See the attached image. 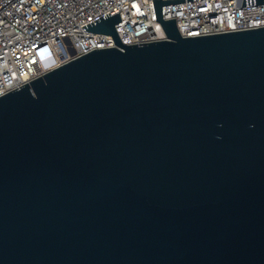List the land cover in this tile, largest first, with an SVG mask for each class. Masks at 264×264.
Returning a JSON list of instances; mask_svg holds the SVG:
<instances>
[{
	"label": "water",
	"instance_id": "1",
	"mask_svg": "<svg viewBox=\"0 0 264 264\" xmlns=\"http://www.w3.org/2000/svg\"><path fill=\"white\" fill-rule=\"evenodd\" d=\"M167 3L166 40L108 14L115 47L0 97V264H264V27L185 38Z\"/></svg>",
	"mask_w": 264,
	"mask_h": 264
},
{
	"label": "built area",
	"instance_id": "2",
	"mask_svg": "<svg viewBox=\"0 0 264 264\" xmlns=\"http://www.w3.org/2000/svg\"><path fill=\"white\" fill-rule=\"evenodd\" d=\"M157 0H0V97L93 50L115 47L111 36L82 27L119 13L123 45L166 40ZM163 20L180 36L196 37L264 27L255 0H161ZM70 49L74 55L70 54Z\"/></svg>",
	"mask_w": 264,
	"mask_h": 264
}]
</instances>
